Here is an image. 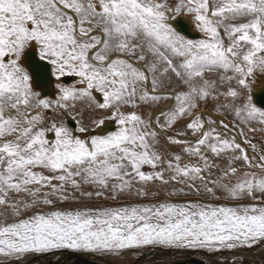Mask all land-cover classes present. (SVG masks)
Wrapping results in <instances>:
<instances>
[{"label":"snow or ice","instance_id":"1","mask_svg":"<svg viewBox=\"0 0 264 264\" xmlns=\"http://www.w3.org/2000/svg\"><path fill=\"white\" fill-rule=\"evenodd\" d=\"M261 77L264 0H0V264L264 242Z\"/></svg>","mask_w":264,"mask_h":264},{"label":"bare ground","instance_id":"2","mask_svg":"<svg viewBox=\"0 0 264 264\" xmlns=\"http://www.w3.org/2000/svg\"><path fill=\"white\" fill-rule=\"evenodd\" d=\"M184 23L187 25L188 31L194 34V37L186 36L191 39H199L200 34L196 32L190 22L186 19ZM183 34L185 33L183 32ZM262 80H264V77L258 78V81L253 85V94L256 101L257 97L264 93V83L261 82ZM114 129V124L110 123L106 126L107 131ZM262 248H264V243L255 245L248 251L246 250L247 253L243 249L210 253L201 250L190 251L186 249L161 248L153 249L148 255L144 254L139 260L134 262L129 261V264H264V254L259 253L264 252L261 251ZM172 258H174L173 261ZM117 259L92 253L62 251L49 254H31L22 261L23 264H54L55 262L63 264H120L119 259Z\"/></svg>","mask_w":264,"mask_h":264},{"label":"rangeland","instance_id":"3","mask_svg":"<svg viewBox=\"0 0 264 264\" xmlns=\"http://www.w3.org/2000/svg\"><path fill=\"white\" fill-rule=\"evenodd\" d=\"M257 81H258V79L256 80V82ZM204 110H206V111H212L213 110V104H212V102H209L207 104V106L204 108ZM213 114L216 116V118H218L220 120H225V122L226 123H229L230 125L233 122V117L231 115L224 116V115H220L219 113H215V112H213ZM246 131H247V129H246ZM249 135L253 137V143H256L257 145H260V146L264 147V133H261V132L257 131L255 133H249ZM171 151L176 152V151H179V149L173 147L171 149ZM165 195H166V190H161V195L158 197V199L165 198ZM175 199H181V200H183V199H204V197H192V196H189V197H177ZM130 202H144V201H135L134 199H129L127 197H123L119 201H111V200H99V201H92V202L85 201V203L103 204V205H108V204H113V203H130ZM215 202L216 203H224L225 201L221 200V201H215ZM245 202H247V201H245ZM58 206H60V207H68V206H78V205L76 203H74L73 205H58ZM261 243H264V242H261ZM256 245H258V244H256ZM161 248H164V247H161V246H155V247H153V246H147V247H145L143 249H137V250H131V251H123L119 255L110 254V255H105V256L114 257L115 259L118 258L120 264H129L130 263L129 261H131V262L137 261L142 256H144V254H147L148 255L153 249H161ZM252 248H242V249L245 250V253H247V251L250 250V249H252ZM166 249H168V248H166ZM62 251L75 252V251H72V250H61V251H56V252H62ZM190 251H195V250H190ZM201 251H204V250H201ZM261 251L263 252L264 251V248H262ZM204 252H206V251H204ZM242 252H244V251H242ZM259 253L260 254H264V252L263 253L259 252ZM46 254H49V253H46ZM29 255H31V254H29ZM29 255H27V256H29ZM26 257H24L23 261L26 259ZM173 260H174V258H172V261ZM23 261H20L19 264H23ZM54 264H63V263H61V262H59V263L58 262H55Z\"/></svg>","mask_w":264,"mask_h":264},{"label":"water","instance_id":"4","mask_svg":"<svg viewBox=\"0 0 264 264\" xmlns=\"http://www.w3.org/2000/svg\"><path fill=\"white\" fill-rule=\"evenodd\" d=\"M182 28H183V32L185 33V35H188L189 37H194L193 36L194 34L188 31L187 25L185 23L182 25ZM257 101L259 103H264V93L257 97Z\"/></svg>","mask_w":264,"mask_h":264}]
</instances>
